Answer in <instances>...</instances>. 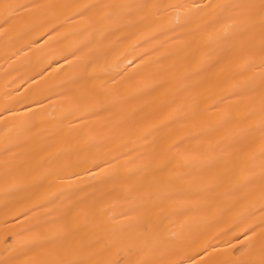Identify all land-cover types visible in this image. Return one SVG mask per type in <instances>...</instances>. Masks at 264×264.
<instances>
[{"label": "bare ground", "instance_id": "6f19581e", "mask_svg": "<svg viewBox=\"0 0 264 264\" xmlns=\"http://www.w3.org/2000/svg\"><path fill=\"white\" fill-rule=\"evenodd\" d=\"M206 250L264 261V0H0V264Z\"/></svg>", "mask_w": 264, "mask_h": 264}, {"label": "snow or ice", "instance_id": "6c2138e0", "mask_svg": "<svg viewBox=\"0 0 264 264\" xmlns=\"http://www.w3.org/2000/svg\"><path fill=\"white\" fill-rule=\"evenodd\" d=\"M246 238L250 239V237H246ZM205 255L207 258L206 260L203 261V264H216V262L213 259V253L207 252L206 250ZM236 264H250V262L245 260H238ZM261 264H264V261H261Z\"/></svg>", "mask_w": 264, "mask_h": 264}]
</instances>
